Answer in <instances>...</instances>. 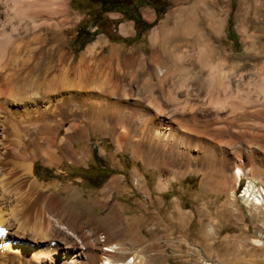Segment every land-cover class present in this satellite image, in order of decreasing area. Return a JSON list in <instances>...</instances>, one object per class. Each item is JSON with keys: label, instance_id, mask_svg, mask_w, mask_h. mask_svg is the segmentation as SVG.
<instances>
[{"label": "bare ground", "instance_id": "bare-ground-1", "mask_svg": "<svg viewBox=\"0 0 264 264\" xmlns=\"http://www.w3.org/2000/svg\"><path fill=\"white\" fill-rule=\"evenodd\" d=\"M69 1L0 0V264H142L140 254L120 261L123 246L77 216L61 196L70 186L52 192L37 177L38 163L60 174L65 162L86 164L93 134L149 168L228 162L235 187L224 191L233 200L247 180L240 200L264 216V148L245 139L264 130V0L239 2L238 55L226 42L232 0H184L152 32L149 52L105 55L99 38L81 58L62 45L74 26ZM122 184L115 176L103 200Z\"/></svg>", "mask_w": 264, "mask_h": 264}, {"label": "rangeland", "instance_id": "rangeland-1", "mask_svg": "<svg viewBox=\"0 0 264 264\" xmlns=\"http://www.w3.org/2000/svg\"><path fill=\"white\" fill-rule=\"evenodd\" d=\"M131 1L143 2V6L115 8L124 4L119 1L113 6V0H70L74 26L64 34L62 45L78 58L99 38L108 42L105 55H109L112 47L121 49L123 55L137 48L147 53L152 32L186 3L184 0ZM240 1L245 0H232L226 29V42L237 55L243 52L238 18L247 17L239 12ZM150 2L157 5L150 6ZM248 21L256 25L259 20L251 14ZM131 70L136 68L132 66ZM258 116L257 121L264 122V116ZM228 131L219 132V136L233 138V132L230 135ZM250 131L245 139L264 148V130ZM77 148L82 150L84 146ZM115 153L116 146L110 137L104 139L93 134L91 157L86 164L65 162L64 172L60 174L38 163L36 173L52 192L70 186L71 190L61 195L62 198L83 222L96 229L103 241L106 238L111 244L123 246L126 252L120 261L140 254L142 264H264V216L257 212L250 216L240 200L247 180H242L235 189L238 196L233 200L224 191L226 187H235L228 162L221 164L217 158L216 163L195 164L187 174L180 163L149 168L134 160L127 150ZM133 172L138 176L134 177ZM256 173L264 184V164ZM115 176L125 177L126 184H122L118 194L111 195L109 202L104 201L102 192ZM138 179L142 182L138 183ZM161 182L169 183L167 191L159 190Z\"/></svg>", "mask_w": 264, "mask_h": 264}, {"label": "flooded vegetation", "instance_id": "flooded-vegetation-1", "mask_svg": "<svg viewBox=\"0 0 264 264\" xmlns=\"http://www.w3.org/2000/svg\"><path fill=\"white\" fill-rule=\"evenodd\" d=\"M121 2L122 4H124L123 6H121V7H115V8H123V7H131V8H137L138 7V9L139 8H141L142 6H143V2H140V1H138V2H133V1H131V0H113V2H111V4L114 6V3H117V2ZM141 5V6H140ZM157 4L154 2L153 3V5H152V3L150 2V6H156ZM140 6V7H139Z\"/></svg>", "mask_w": 264, "mask_h": 264}, {"label": "built area", "instance_id": "built-area-1", "mask_svg": "<svg viewBox=\"0 0 264 264\" xmlns=\"http://www.w3.org/2000/svg\"><path fill=\"white\" fill-rule=\"evenodd\" d=\"M239 187H240V185H239ZM244 192V188H243V190L241 191V193H243Z\"/></svg>", "mask_w": 264, "mask_h": 264}]
</instances>
